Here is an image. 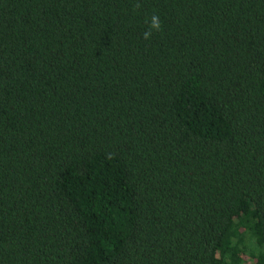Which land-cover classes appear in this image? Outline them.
<instances>
[{"label":"trees","instance_id":"16d2710c","mask_svg":"<svg viewBox=\"0 0 264 264\" xmlns=\"http://www.w3.org/2000/svg\"><path fill=\"white\" fill-rule=\"evenodd\" d=\"M0 264H264V0H0Z\"/></svg>","mask_w":264,"mask_h":264},{"label":"clouds","instance_id":"9594fccd","mask_svg":"<svg viewBox=\"0 0 264 264\" xmlns=\"http://www.w3.org/2000/svg\"><path fill=\"white\" fill-rule=\"evenodd\" d=\"M152 27L156 29L160 27V24L155 16L152 18ZM149 35L150 33H145V38H148Z\"/></svg>","mask_w":264,"mask_h":264}]
</instances>
